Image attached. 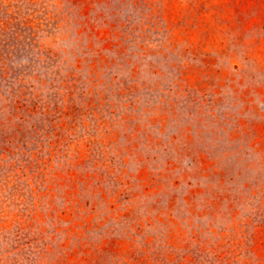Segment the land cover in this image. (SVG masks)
<instances>
[{
    "label": "rangeland",
    "instance_id": "obj_1",
    "mask_svg": "<svg viewBox=\"0 0 264 264\" xmlns=\"http://www.w3.org/2000/svg\"><path fill=\"white\" fill-rule=\"evenodd\" d=\"M0 264H264V0H0Z\"/></svg>",
    "mask_w": 264,
    "mask_h": 264
}]
</instances>
